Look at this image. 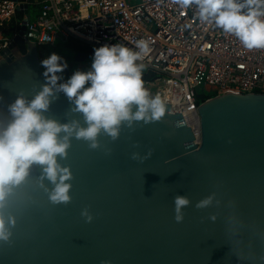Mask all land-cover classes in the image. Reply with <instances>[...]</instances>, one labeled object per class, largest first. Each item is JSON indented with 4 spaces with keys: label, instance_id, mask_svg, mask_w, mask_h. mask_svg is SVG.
<instances>
[{
    "label": "water",
    "instance_id": "1",
    "mask_svg": "<svg viewBox=\"0 0 264 264\" xmlns=\"http://www.w3.org/2000/svg\"><path fill=\"white\" fill-rule=\"evenodd\" d=\"M19 9L28 13L27 4ZM25 29L2 52L0 112L21 89L31 98L45 82ZM70 107L60 93L48 115L66 122L79 115L65 116ZM198 111V138L170 103L161 120L138 121L134 130L125 123L114 141L101 133L100 148L73 137L61 160L73 172L66 205L51 203L53 185L42 184L34 166L10 197L6 215L16 222L10 241H0V264H264V93L219 94ZM149 150L147 159H132ZM177 195L191 201L182 222ZM208 196L212 204L196 208Z\"/></svg>",
    "mask_w": 264,
    "mask_h": 264
},
{
    "label": "clouds",
    "instance_id": "2",
    "mask_svg": "<svg viewBox=\"0 0 264 264\" xmlns=\"http://www.w3.org/2000/svg\"><path fill=\"white\" fill-rule=\"evenodd\" d=\"M172 3L181 9H194L201 24H213L238 39L245 49L264 50V0H172ZM150 51L147 39L137 40L134 48L121 43L105 44L94 50L89 70L78 69L66 80L62 74L68 67L67 61L61 62L62 57L52 53L41 61L45 82L39 90L29 98L21 89L6 110L0 112V241H10V225L16 222L14 216L6 215L10 197L26 182L34 166L42 169L41 183L46 179L53 185L49 194L51 203L66 205L72 200L73 172L61 160L68 157L73 137L87 141L90 149H97L101 147V133L114 141L125 123L134 130L138 121L147 124L165 116L166 100L159 94H151L143 79L144 61ZM60 93L71 105L65 116L79 114L66 122L48 115ZM107 151L110 153L111 149ZM151 154L152 150L143 157L133 152L132 159L144 160ZM212 201L213 196H208L198 201L196 208H207ZM190 203L185 195L175 197L177 222L184 220V209ZM82 216L87 222L93 220L87 208Z\"/></svg>",
    "mask_w": 264,
    "mask_h": 264
},
{
    "label": "built area",
    "instance_id": "3",
    "mask_svg": "<svg viewBox=\"0 0 264 264\" xmlns=\"http://www.w3.org/2000/svg\"><path fill=\"white\" fill-rule=\"evenodd\" d=\"M30 2L0 0V60L23 26V38L37 47L74 39L95 48L115 43L134 48L137 40L147 39L151 51L145 69L158 76L145 86L182 113L197 138L199 87L217 95L264 93V50L245 49L213 24H201L194 9H181L172 0H38L35 17ZM22 4L28 13L19 9Z\"/></svg>",
    "mask_w": 264,
    "mask_h": 264
},
{
    "label": "rangeland",
    "instance_id": "4",
    "mask_svg": "<svg viewBox=\"0 0 264 264\" xmlns=\"http://www.w3.org/2000/svg\"><path fill=\"white\" fill-rule=\"evenodd\" d=\"M40 61L43 59L49 57L52 53H57L62 57V61H67L68 67L64 70L63 79L69 78L76 70V66H80L79 63H83V69L84 71H87L91 68V64L93 61V58H88L87 60L81 62L77 61L75 59L73 51H70L66 44L62 43L59 39H57L56 43L54 45H40L38 46ZM198 92L201 95L209 94V95H217L216 91L208 90L205 85L198 88Z\"/></svg>",
    "mask_w": 264,
    "mask_h": 264
},
{
    "label": "trees",
    "instance_id": "5",
    "mask_svg": "<svg viewBox=\"0 0 264 264\" xmlns=\"http://www.w3.org/2000/svg\"><path fill=\"white\" fill-rule=\"evenodd\" d=\"M64 44H66L67 48L70 51H73L74 56L78 52H93L94 53V50L96 49L95 47H92L89 45H84V44H82L79 41L74 40V39H70L68 42H66ZM157 76H158L157 73L153 72L152 70H148V69L144 70V75H143L144 81L154 80ZM213 96H216V95L213 94ZM213 96L209 95V94L199 95V100H200V102H203L206 99L213 97Z\"/></svg>",
    "mask_w": 264,
    "mask_h": 264
},
{
    "label": "crops",
    "instance_id": "6",
    "mask_svg": "<svg viewBox=\"0 0 264 264\" xmlns=\"http://www.w3.org/2000/svg\"><path fill=\"white\" fill-rule=\"evenodd\" d=\"M30 15L31 17H35L38 13V5L37 1L38 0H30ZM80 66H76L77 69L82 70L83 69V63H79Z\"/></svg>",
    "mask_w": 264,
    "mask_h": 264
}]
</instances>
